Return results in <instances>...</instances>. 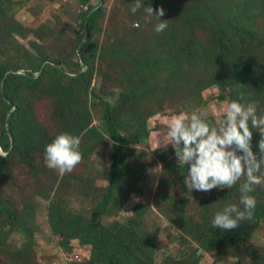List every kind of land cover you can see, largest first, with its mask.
<instances>
[{"label":"trees","instance_id":"16d2710c","mask_svg":"<svg viewBox=\"0 0 264 264\" xmlns=\"http://www.w3.org/2000/svg\"><path fill=\"white\" fill-rule=\"evenodd\" d=\"M27 1L30 0H0V152L6 154L4 158L0 153V264L35 262L34 230L43 205L36 198L18 204L13 189L18 182L36 185L44 180L50 183L49 190L47 183H42L45 194L36 189L35 195L37 198L45 195L48 201L46 223L58 238L59 247L71 250L73 240L90 247L88 259L68 264H199L202 254L230 264H264V247L252 244L254 231L264 225V183L254 185L251 193L256 199L253 218L242 221L236 229L223 231L213 228L211 220L227 204H238L243 177L232 188L207 193L193 190L197 196L194 206L185 196H167L166 184L160 180L153 197L154 207L179 232V243L185 239L187 244L196 246L188 256L174 261L173 257L158 258L159 232L153 235L144 230L148 208L141 201L129 210L133 214H125L126 205L141 193L139 186L147 171L145 165L134 161L133 147L142 144L151 132L147 120L139 119L134 111L154 102L157 106L154 112H158L168 95L176 91L185 94L183 106L186 102L191 105L199 99L198 93L210 87L217 88L219 100L254 103L264 110V0H141L143 7L138 11L145 14L144 9L150 6L155 14V9L162 7L165 15L161 19L168 21V27L160 34L153 30L151 41L140 52L136 51L137 47L126 49L123 42L105 43L108 36L102 24L108 18V0H102L101 6L100 0L96 4L93 0H75L72 4L78 10L70 17L76 25L64 23L73 34L72 47L64 51L63 60L38 55L35 62L29 63V73L23 76L11 74L4 61L18 53L9 35L12 29L8 21H13L9 14L11 7ZM47 1L49 4L60 2ZM60 4V11L56 12L69 7L66 3ZM22 29H13L12 34ZM128 35L132 37L136 33L132 30ZM96 63L100 78L105 79L103 84L115 81L122 91L116 105L102 101L101 124L113 141L108 184L106 188L90 186L92 172L86 180L66 176L58 185L65 184L81 192L90 186L98 192L94 207L85 214L72 209L65 199L52 195L56 178L54 175L51 181L46 178L44 149L60 132L90 141L103 135L98 127H89L92 112L86 111L91 95L101 97L105 92V87L99 93L90 91ZM41 67V73L33 77ZM114 68L117 73L122 69L118 79L111 76ZM36 92L40 97L34 98ZM181 103L173 105L179 108ZM38 106L52 111L54 126L61 128L55 136L49 132L54 127L49 130L37 120ZM121 111L131 120L118 119ZM83 117L86 122L78 126L72 121ZM207 119L213 124L220 120ZM252 131V151L256 154L260 135L257 129ZM79 149L83 154L85 149ZM39 156L41 165L37 161ZM153 156V163L160 164L164 172L177 174L179 182L185 180L188 166L177 161L174 148L153 149ZM24 169L31 175H23ZM115 209H121L119 215L105 226L103 218ZM19 236L28 239L26 244L17 240Z\"/></svg>","mask_w":264,"mask_h":264},{"label":"rangeland","instance_id":"374dc122","mask_svg":"<svg viewBox=\"0 0 264 264\" xmlns=\"http://www.w3.org/2000/svg\"><path fill=\"white\" fill-rule=\"evenodd\" d=\"M18 1V0H16ZM75 0H60L56 3L49 4L47 0H30L23 5L15 4L11 7L10 16H12L13 21L9 20L8 25H11V29H18L22 27L23 29L19 32L9 31V35H12L14 50L18 53L9 58V60L4 61L5 64L9 65L10 72H18L23 76L29 73L28 65L29 63L35 62L36 58L40 54H45L49 58L55 57L57 60H63V53L66 49L72 47V37L73 34L71 29H67L64 23H73L75 26L76 21L70 17L72 12L76 11V4L72 2ZM95 4L98 0H93ZM101 1V0H100ZM60 3H66L69 5L67 9L62 12L58 9ZM103 4V1L101 2ZM101 3L99 5H101ZM98 5V4H97ZM108 9V18L105 19L103 25L104 32L107 33L108 40L105 43L108 45L111 42H123V47L129 49V47H137L136 51H142L146 46L148 41H151V36L154 30V25L158 21L151 18L150 23H146L144 20V13L137 11L133 14L130 11L131 3L129 0H108L106 3ZM78 10V9H77ZM55 15V18L53 17ZM60 19L62 22H60ZM139 23V27L135 26ZM132 30L136 33V36L128 35ZM104 35V33H103ZM103 42V40H102ZM19 46V47H18ZM12 47V48H13ZM9 48L8 50H11ZM2 58V57H1ZM52 62V60H49ZM112 64V62H110ZM110 64V67L113 68ZM64 68V64H61ZM96 73L91 82V90H96L98 93L105 87V92L101 93V97L93 98L91 95L90 101L87 103V113L92 112V117L90 119L89 127H95L99 129L103 135L100 138H95L93 140L85 139L82 136H77L80 139L79 148L85 149L82 151L81 165H77L73 171L70 173L61 174L59 171L50 169L43 163L45 169L46 178L51 181V175H54L56 182L52 186V195L58 198H63L69 204L72 209L79 210L83 213H88L94 207V199L98 196V192L91 190L90 186L97 187H107L108 182L106 181L107 172L110 164L112 163V153H113V141L103 126L101 124V119L103 118V103L102 101H109V103L116 105L117 99L121 96V89L117 87L115 81H111L110 84H103L104 78L99 76V64H95ZM86 71V67L84 72ZM122 69L119 73L116 72L115 68L111 70V76L114 79L120 78ZM114 72V73H113ZM41 71L34 73L33 77H37ZM120 82V79H119ZM172 94H175L172 96ZM163 101L162 106L158 108V112H154L157 106L154 102L147 104L140 111H134L139 119L142 121L147 120V126L150 129V135L147 139L142 140V144L137 147H133V159L138 164H143L147 167L146 175L143 177L141 185L139 186L140 192L133 196L134 199L126 205V209L132 210L133 207L138 203L142 202L148 208V215L145 217V226L143 227L146 231H151V233L156 234L159 232L158 246H157V256L158 258L163 257H173L177 260L179 258H184L188 256L193 250L195 251L194 244H187L183 241L179 243V232L171 226L165 215L160 213L154 207L153 197L158 189V183L160 180L165 182L164 193L171 197L175 196L181 197L185 196L192 201V206L195 205L196 195L193 194V190H190L185 186L184 181L179 182L176 180L178 175L164 172L163 169H158L160 164L153 163V149L154 150H167L168 148H173L169 144L166 148L159 147L156 149L155 137L153 135L154 131H159L166 134V124L169 122L168 118L172 115L179 114L181 112L192 113L200 109L206 111L207 118H214L219 120L224 115V109L227 105V99L219 100L216 96L218 90L216 87H210L207 90L198 93L199 99L194 100L193 104H188L187 102L183 106V101L186 100L184 93L174 92ZM96 95V93H95ZM40 97L38 92L35 93L34 98ZM182 102V103H181ZM173 103H181V105L174 106ZM257 116H264V110L256 107ZM34 111V110H33ZM121 111L118 115V119L121 118L123 122L130 121L131 117ZM152 112V113H151ZM37 120L47 129L50 130V135L55 136L61 128L53 124V113L48 112L41 106L36 107ZM77 126L86 122V117L76 118L72 120ZM2 154V152H0ZM6 156V154H3ZM177 159V158H176ZM39 165H41L40 156L37 159ZM28 168V167H27ZM157 168V169H156ZM41 171V168H39ZM89 177L91 182L90 186L83 192L75 190L73 187L69 188L67 185L62 184L58 186L64 177L70 176L81 179L87 178V175L92 173ZM12 174L18 176L15 170H12ZM23 175L30 176L31 174L27 172V169L23 170ZM46 184L44 180L42 182ZM41 183V184H42ZM71 183V181H70ZM41 184L27 185L22 183H17L15 185L16 198L19 200L18 204H23L27 201H32L34 198L38 202L42 203V212L38 213L36 220L37 224L34 230V243L32 246L33 258L35 262L33 264H68L75 260L81 261L88 259L90 256V247L87 245H82L79 240H73L71 242V250L65 251L58 245V238L51 232L50 228L46 223L45 208L48 201L45 199V195L37 198L35 195V190H44ZM50 183L46 184L47 191L49 190ZM72 184V183H71ZM8 194V187L6 190ZM130 208V209H129ZM121 209H115L114 212L105 216L103 218V223L108 226L111 222L115 221L119 215ZM124 212V209L123 211ZM128 216V215H127ZM18 241L26 244L27 238L24 236H19ZM252 244L260 247H264V225H260L253 234ZM199 255V253H197ZM191 256V255H190ZM189 256V257H190ZM201 259L199 264H230L226 260L221 259V261H214L212 256L209 254L200 255ZM32 261V260H30Z\"/></svg>","mask_w":264,"mask_h":264},{"label":"clouds","instance_id":"9594fccd","mask_svg":"<svg viewBox=\"0 0 264 264\" xmlns=\"http://www.w3.org/2000/svg\"><path fill=\"white\" fill-rule=\"evenodd\" d=\"M142 7L141 0H134L130 11L135 14ZM144 12L146 23H150L151 18L158 21L154 25L156 34L167 29L168 21L161 19L165 15L162 7L156 8L155 14L150 6ZM135 26L139 27V23ZM10 73L20 75L18 72ZM240 100H243V96ZM256 113L254 103L244 104L232 100L227 102L223 117L215 124L209 122L206 111L200 109L190 114L181 112L172 115L166 124V134L159 131L153 133L156 149L171 144L177 161L188 166L184 184L190 192L196 190L207 193L213 189L232 188L244 178L239 186L238 204H227L216 212L211 220L213 228L232 230L239 227L242 221L253 218L256 199L251 193L254 185L264 183V172L261 171L264 169V116H257ZM254 128L260 135L256 154L251 144ZM79 146V137L60 132L45 146V165L61 174L70 173L82 163ZM157 168L162 169V166Z\"/></svg>","mask_w":264,"mask_h":264}]
</instances>
